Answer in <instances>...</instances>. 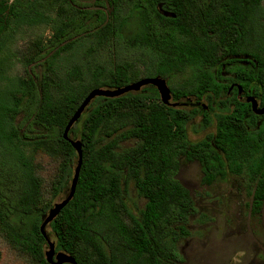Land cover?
Returning <instances> with one entry per match:
<instances>
[{
    "label": "trees",
    "instance_id": "trees-1",
    "mask_svg": "<svg viewBox=\"0 0 264 264\" xmlns=\"http://www.w3.org/2000/svg\"><path fill=\"white\" fill-rule=\"evenodd\" d=\"M263 1L0 0L5 47L20 26L50 30L17 54L8 55L9 46L0 48V62L17 55L24 69L0 100V236L5 242L38 264H49L42 216L53 197L68 193L77 158L63 138L67 122L91 89L144 77L165 78L175 101L204 98L205 126L212 121L209 112L221 104L215 131L190 141L186 125L200 110L163 104L152 85L114 98L95 97L69 131L78 125L82 159L73 198L49 224L55 250L70 254L76 264H182L178 242L189 235L185 223L196 207L177 178L181 159L199 163L206 185L229 174L244 176L251 211L259 213L264 114H255L242 97L252 95L264 105V34L255 27ZM83 44L94 59L79 75L60 74L56 61ZM224 66L231 76L221 74ZM35 126L43 132L32 133ZM129 138L135 143L122 147ZM25 144L30 152L23 150ZM39 152L58 160L49 200L37 172ZM128 183L145 200L138 215L124 200Z\"/></svg>",
    "mask_w": 264,
    "mask_h": 264
},
{
    "label": "rangeland",
    "instance_id": "rangeland-1",
    "mask_svg": "<svg viewBox=\"0 0 264 264\" xmlns=\"http://www.w3.org/2000/svg\"><path fill=\"white\" fill-rule=\"evenodd\" d=\"M7 2L11 3L12 0H7ZM261 6L262 10L255 18L258 35L264 34V1ZM49 34L50 30L46 25L20 26L11 35L15 38L14 41L6 45V47L9 46L7 54L12 55L13 52L17 54L19 50H23L27 44L38 37L47 38ZM3 44L4 42L0 40L2 50L6 49ZM80 46L62 55L56 61V69L60 74H65L69 78L71 75H79V72L85 69L86 64L94 59V52L84 47L85 44ZM16 57L17 55L12 56L11 62H0V100L5 97V92L9 91L12 79L24 73L23 66ZM227 69V66H224L221 74L231 76L232 73ZM35 71L40 73L42 66L35 67ZM171 101L175 100L171 99ZM177 102H180L178 107L200 110V113L190 119L186 125L190 141H198L215 131L214 118L216 113L222 111L221 104L209 112L212 121L205 126L202 111L207 108V101L204 98L189 97ZM20 117H17V122ZM77 131L78 125L74 132L69 133V136L72 139H79L76 136ZM40 132L43 130L35 126L32 133ZM134 143L135 140L129 138L123 140L121 146L129 147ZM29 148L27 144L23 146L26 153L30 152ZM35 161L39 168L38 175L44 184V199L49 200L50 183L56 173L58 160L39 152ZM76 162L77 158L73 160L72 175L68 180L66 191L70 187ZM177 178L190 191L196 207V212L190 215L185 223L189 235L178 242V249L183 258L182 264H264V205L259 213L251 211L250 187L244 176L229 174L223 179H216L210 185H206L202 182L199 163L181 159ZM65 194L66 192H62L53 197L51 205L63 199ZM123 196L128 209L138 215L145 200L138 195L132 183H128ZM46 231L49 240L55 242V236L49 225ZM48 248L46 244L45 251ZM0 256V264H38L28 255L14 250L1 236Z\"/></svg>",
    "mask_w": 264,
    "mask_h": 264
},
{
    "label": "water",
    "instance_id": "water-1",
    "mask_svg": "<svg viewBox=\"0 0 264 264\" xmlns=\"http://www.w3.org/2000/svg\"><path fill=\"white\" fill-rule=\"evenodd\" d=\"M146 85H152L156 88L160 100L163 104L167 106L177 107L180 102L177 101H171V91L170 87L166 81L165 78L160 76L155 77H144L140 78L136 81L130 82L124 86L117 87V88H93L91 89L88 94L85 96V98L82 100L80 105L75 110L74 114L71 116L69 121L67 122L64 131H63V138L66 139L73 149L76 152L77 155V163L74 168V173L72 176L70 188L68 190V193L65 195L63 199L60 201H57L52 204V206L48 209L45 215L42 216V221L40 224V231L42 235L46 238V242L48 244V250L45 251V258L49 264H76V261L74 260L73 256L66 253L65 251L61 250H55V242L50 241L47 235L46 228L47 226L54 220V218L59 214V212L67 205V203L73 198L78 175H79V169L81 165V159H82V150H81V142L79 139H72L69 136V131L72 128L73 124L78 120V118L81 116V114L84 112L86 107L91 103V101L97 97V96H103L107 98H114L121 96L127 92L130 91H139L143 86ZM238 93L241 94V89L238 87ZM244 101L249 102L251 104L252 111L255 114L261 115L264 114V105H260L258 100L252 96H245Z\"/></svg>",
    "mask_w": 264,
    "mask_h": 264
},
{
    "label": "flooded vegetation",
    "instance_id": "flooded-vegetation-1",
    "mask_svg": "<svg viewBox=\"0 0 264 264\" xmlns=\"http://www.w3.org/2000/svg\"><path fill=\"white\" fill-rule=\"evenodd\" d=\"M242 96H244V95H242Z\"/></svg>",
    "mask_w": 264,
    "mask_h": 264
}]
</instances>
